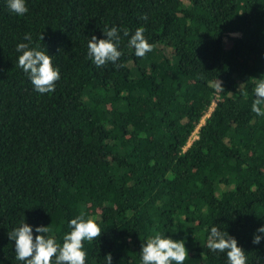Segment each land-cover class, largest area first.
Wrapping results in <instances>:
<instances>
[{
    "label": "trees",
    "instance_id": "16d2710c",
    "mask_svg": "<svg viewBox=\"0 0 264 264\" xmlns=\"http://www.w3.org/2000/svg\"><path fill=\"white\" fill-rule=\"evenodd\" d=\"M25 2L19 16L0 0V264H25L9 238L23 223L34 237L49 226L62 245L82 213L102 231L84 241L85 264L109 253L112 264H142L156 232L184 241V264H228L207 247L213 226L246 264H264V116L251 110L264 0ZM112 27L122 67H97L88 41ZM139 27L154 46L142 58L129 44ZM19 43L51 56L54 92L35 90Z\"/></svg>",
    "mask_w": 264,
    "mask_h": 264
},
{
    "label": "clouds",
    "instance_id": "9594fccd",
    "mask_svg": "<svg viewBox=\"0 0 264 264\" xmlns=\"http://www.w3.org/2000/svg\"><path fill=\"white\" fill-rule=\"evenodd\" d=\"M11 12L23 16L28 12L25 0H7ZM147 20V15L141 17ZM144 27L136 29L131 36L129 44L135 50L136 57H144L146 53L153 50L144 37ZM107 39H97L95 35L88 41V55L97 67H102L111 62L115 67L117 60L122 53L118 51L116 43L119 41L118 29L112 27L103 31ZM127 36V30L124 31ZM25 40L31 41V34H25ZM40 39L44 37L41 34ZM17 52L22 53L18 57V66L29 75V79L35 90L40 94L55 91V84L60 79V72L52 64L51 56L45 51L30 49L28 43H19L16 47ZM214 88L217 92H223L222 82L218 79L214 82ZM255 99L251 110L258 116H264V78L258 79L254 88ZM71 231L63 237L62 245L55 239L48 237L49 226H38L35 231L39 233L33 236V229L30 225L23 223L20 227L9 233V238L15 240L16 259L25 262V264H85L86 252L84 241L98 239L102 233L99 225L92 219H85L82 213L77 218L70 221ZM264 233V226L257 230ZM260 235H255L253 244H259ZM207 247L213 252L226 253L228 264H246L247 257L245 251L238 246L237 240L231 237L227 232L220 231L213 226L207 240ZM107 264H112V256L109 253L105 256ZM188 259V252L183 240H173L156 232L150 237L141 248L142 264H184Z\"/></svg>",
    "mask_w": 264,
    "mask_h": 264
},
{
    "label": "built area",
    "instance_id": "2783aa9c",
    "mask_svg": "<svg viewBox=\"0 0 264 264\" xmlns=\"http://www.w3.org/2000/svg\"><path fill=\"white\" fill-rule=\"evenodd\" d=\"M217 101H218V99L215 98L214 101H213L212 106L210 107L208 113L206 114V117H208V116L210 115V112L214 109V106L216 105V102H217ZM206 117H205V118H206ZM205 118H204V119H205ZM204 119H203V120H204ZM203 120H202V121H203ZM201 124H202V122H201ZM201 124H200V125H201ZM200 125H199V127H200ZM199 127H198V128H199ZM198 128H197V130L194 132V134H193V136H192V137H194V139L197 137ZM189 144H190V142H189Z\"/></svg>",
    "mask_w": 264,
    "mask_h": 264
},
{
    "label": "rangeland",
    "instance_id": "374dc122",
    "mask_svg": "<svg viewBox=\"0 0 264 264\" xmlns=\"http://www.w3.org/2000/svg\"><path fill=\"white\" fill-rule=\"evenodd\" d=\"M229 45V43H227ZM205 122V119L202 121V124ZM192 140H194V137L191 138L190 143H192Z\"/></svg>",
    "mask_w": 264,
    "mask_h": 264
}]
</instances>
